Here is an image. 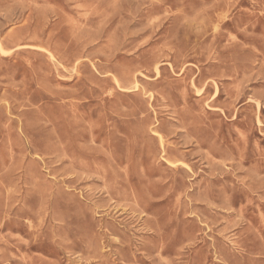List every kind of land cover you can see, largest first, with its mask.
I'll return each mask as SVG.
<instances>
[{
	"label": "rangeland",
	"instance_id": "obj_1",
	"mask_svg": "<svg viewBox=\"0 0 264 264\" xmlns=\"http://www.w3.org/2000/svg\"><path fill=\"white\" fill-rule=\"evenodd\" d=\"M0 47V264H264V0H0Z\"/></svg>",
	"mask_w": 264,
	"mask_h": 264
},
{
	"label": "bare ground",
	"instance_id": "obj_2",
	"mask_svg": "<svg viewBox=\"0 0 264 264\" xmlns=\"http://www.w3.org/2000/svg\"><path fill=\"white\" fill-rule=\"evenodd\" d=\"M1 48V47H0ZM3 52V51H2ZM6 52H8V51H6ZM74 70V69H73ZM200 91V90H199ZM215 177V176H214ZM106 188V187H105ZM134 197V196H133ZM112 201V200H111ZM120 207V206H119ZM97 209V208H96ZM135 210V209H134ZM120 211V210H119ZM119 216V215H118ZM135 218V217H134ZM145 223V222H144ZM120 226V225H119ZM137 226V225H136ZM151 229V228H150ZM151 230H153V229H151ZM154 231V230H153ZM160 232V231H159ZM132 239V238H131ZM164 239V238H163ZM166 241V240H165ZM192 241V240H191ZM186 243V242H185ZM189 244V243H188ZM136 245V244H135ZM184 250V249H183ZM155 253H157V252H155ZM152 254V253H151ZM154 254V253H153ZM200 255H201V250L199 249V250H197L196 251V257L197 258H199L200 257ZM144 256V255H143ZM145 257V256H144ZM146 258V257H145ZM163 259V258H162ZM155 260V259H154ZM150 262V261H149ZM166 262V261H165ZM147 263V262H146ZM167 263V262H166Z\"/></svg>",
	"mask_w": 264,
	"mask_h": 264
}]
</instances>
